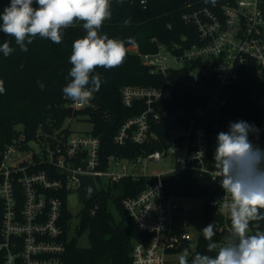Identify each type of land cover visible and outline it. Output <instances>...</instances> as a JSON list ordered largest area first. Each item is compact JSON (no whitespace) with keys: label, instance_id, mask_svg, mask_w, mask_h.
<instances>
[{"label":"built area","instance_id":"obj_1","mask_svg":"<svg viewBox=\"0 0 264 264\" xmlns=\"http://www.w3.org/2000/svg\"><path fill=\"white\" fill-rule=\"evenodd\" d=\"M129 1L144 8L149 3ZM109 3L108 19L112 0ZM182 19L195 27V35L171 43L154 38V52L129 47L143 65L165 79V85L122 90L124 105L143 111L129 118L114 138L121 146L161 144L156 129L166 125L171 129L161 150L135 160L105 158L99 137L91 132L67 133L70 126L65 122L62 129L53 130L41 124L32 136L18 127V136L1 150L0 264H65L68 199L80 189L82 176L92 177L99 193L124 177L151 179L140 194L122 202L128 217L145 234L134 245L133 264H179L181 255L191 262L199 253L208 209L216 216V238L211 243L215 256L228 242L233 231L231 195L222 187L214 157L218 134L239 121L253 126L248 139L264 151V0H202L189 4ZM248 65L254 66L257 90L250 94L247 114L240 116L230 111V99L240 71ZM90 100L83 104L70 100L62 109H73V117L65 119L72 120L89 107ZM47 126L53 127L54 122ZM168 155L180 165L177 169L157 175L136 171L141 161L160 163ZM187 170L209 178L216 192L210 201L167 192L164 177ZM101 181L106 183L100 187ZM183 198L202 201L201 211L181 202ZM260 215L264 216V209ZM257 232H264V219L249 222L248 235Z\"/></svg>","mask_w":264,"mask_h":264},{"label":"trees","instance_id":"obj_2","mask_svg":"<svg viewBox=\"0 0 264 264\" xmlns=\"http://www.w3.org/2000/svg\"><path fill=\"white\" fill-rule=\"evenodd\" d=\"M148 1V7L144 8L129 0H112V16L97 30L99 36L106 35L109 39L123 41L127 50L126 57L118 67H97L90 73V82L92 76H99L101 86L99 91L92 93L89 107L77 112L86 115L87 121L92 124L91 133L100 138L105 158L114 156L135 160L161 150L166 146L165 134L171 129L166 125L155 128L162 137L161 144L139 146L127 143L121 146L114 141L124 123L143 111L142 107H126L122 90L128 86L165 85V79L152 73L129 47L137 45L141 53L154 52V38L171 43L180 40L183 35L196 34L195 27L186 25L182 15L189 4H199L202 0ZM9 4L10 0H0V14ZM33 7H38L35 0ZM83 24L84 21L76 20L68 28H62L59 44L36 36L31 44H27V52L21 51L14 37L0 31V46L8 41L9 47L14 49L8 56L0 51V83L4 89L0 92V159L1 150L18 136L19 126L24 127L30 136L38 131L41 124L48 130L63 128L65 117L60 111L71 100L63 89L72 79L68 74L73 67L70 63L73 42L87 34ZM129 38L134 43H129ZM256 80L253 65L242 68L230 99L232 113L240 116L247 114L250 94L257 90ZM51 121L54 126H47ZM70 131V128L65 129L67 133ZM164 184L169 194L187 198L202 197L210 201L216 194L209 178L196 170L165 176ZM146 186V177H124L101 190L98 200L82 210L76 228L79 236L88 233L90 245L87 248L79 247L77 238L70 237L73 214L67 210L66 233L69 238L63 257L65 264H133L134 245L145 234L128 217L122 202L125 198L140 194ZM215 221V212L208 209L206 226L213 225L214 235L211 240L204 235L200 238L198 252L201 255L215 257L213 250L209 251V245L216 238Z\"/></svg>","mask_w":264,"mask_h":264},{"label":"clouds","instance_id":"obj_3","mask_svg":"<svg viewBox=\"0 0 264 264\" xmlns=\"http://www.w3.org/2000/svg\"><path fill=\"white\" fill-rule=\"evenodd\" d=\"M33 2L10 0L0 14V31L14 37L21 51L27 52V44H31L34 37L40 36L59 44L62 28H68L76 20L84 21L87 34L73 42L70 56L73 67L68 74L72 79L63 92L74 102H88L101 86L99 76H92L90 82V73L97 67H118L127 53L123 41L98 35L97 30L111 15L109 0H35L38 5L35 8ZM128 42L134 43L132 38ZM0 51L8 56L14 49L5 41ZM3 90L0 83V92ZM252 127L239 121L231 123L228 132L218 134L214 160L220 169L222 187L231 195L233 231L215 257L197 253L191 264H264V232L248 235L249 222L264 219L260 215V209H264V151L249 141ZM202 231L204 237L211 240L213 225L209 224ZM214 247L210 244L209 251ZM179 264H188L186 255L180 256Z\"/></svg>","mask_w":264,"mask_h":264},{"label":"rangeland","instance_id":"obj_4","mask_svg":"<svg viewBox=\"0 0 264 264\" xmlns=\"http://www.w3.org/2000/svg\"><path fill=\"white\" fill-rule=\"evenodd\" d=\"M65 125L70 126L71 130L78 133H88L92 131V124L87 121V116L82 114H76L75 117L70 120L68 118L65 119ZM180 165L176 162L172 155H168L167 157L163 158L160 163H156L149 160H143L138 163L136 171L140 174H147V175H157L160 173H167L171 169H177ZM130 171H133V167L129 166ZM106 182L101 181L99 182V186L101 187ZM98 200V199H97ZM96 200V201H97ZM185 204H189L194 206L197 210H200L203 202L193 201L192 199L183 198L180 200ZM68 207L71 213L73 214L72 220V229H71V236L77 238V243L79 247L87 248L90 245L88 233H84L82 235H78L76 233V228L80 223V216L82 210L84 209V205L80 200V197L76 191L71 192L69 199H68ZM201 211V210H200ZM115 216L118 218L116 211Z\"/></svg>","mask_w":264,"mask_h":264},{"label":"water","instance_id":"obj_5","mask_svg":"<svg viewBox=\"0 0 264 264\" xmlns=\"http://www.w3.org/2000/svg\"><path fill=\"white\" fill-rule=\"evenodd\" d=\"M61 114L64 117H73V109L65 108L61 109ZM82 185L78 190V195L80 197L81 202L84 206H88L93 200L97 199L100 195L99 190L97 188L96 182L92 177L82 176L80 177ZM148 179L147 181H150Z\"/></svg>","mask_w":264,"mask_h":264}]
</instances>
